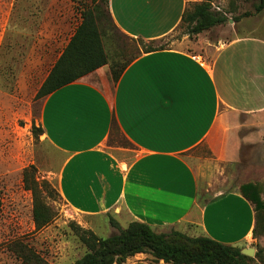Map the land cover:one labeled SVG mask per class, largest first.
I'll return each mask as SVG.
<instances>
[{
  "label": "crops",
  "instance_id": "obj_1",
  "mask_svg": "<svg viewBox=\"0 0 264 264\" xmlns=\"http://www.w3.org/2000/svg\"><path fill=\"white\" fill-rule=\"evenodd\" d=\"M185 7L186 0H109L118 29L143 41L171 33ZM201 47L142 53L112 84L103 75L95 82L100 68L63 86L44 98L40 126L62 156L57 187L70 209L125 210L158 232L174 229L256 251L254 210L240 188L256 186L264 202V160L261 178L222 193L211 163L202 159L194 167L187 154L207 144L216 160L232 158L236 138H228L227 150L220 141L229 115H264V35ZM114 123L133 155L107 150ZM259 228L264 234V218Z\"/></svg>",
  "mask_w": 264,
  "mask_h": 264
},
{
  "label": "rangeland",
  "instance_id": "obj_2",
  "mask_svg": "<svg viewBox=\"0 0 264 264\" xmlns=\"http://www.w3.org/2000/svg\"><path fill=\"white\" fill-rule=\"evenodd\" d=\"M202 1H207L213 11L222 12L227 20L191 37L180 20L171 33L151 45L197 53L206 42L264 35V11L254 12L259 0H186L185 9ZM10 2L0 1V264H75L87 249L72 224L98 237H108L116 230L106 214L121 228L133 220L125 210L118 215L109 212L86 215L66 205L59 194L56 176L62 156L44 137L40 126L44 98H38L37 92L79 24L81 10L91 3L102 10L100 23L109 39V56L117 68L142 54L149 41L128 37L118 29L109 16V0L107 3L106 0H12V5ZM245 12L251 16L241 18ZM98 71L95 82L100 83L103 75L112 84L108 65ZM229 123L230 129L221 135L220 141L224 144L223 150L226 147L227 150L228 138H236L232 158L216 160L207 144L187 154L194 167L202 159L211 163L210 173L215 175L214 183L218 180L222 193L261 178L257 166L260 158L264 160V115H229ZM244 139L246 142H242ZM106 146L118 157L123 153L133 155L132 145L114 124ZM116 148L126 151L119 152ZM218 164L219 168H215ZM30 166L34 168V180L47 183L43 201L55 213L54 219L40 229H36L32 218L31 191L23 183V172ZM262 170L264 174V164ZM250 258L253 259L250 264H264V252L261 259L255 258V253ZM123 264L166 263L155 261L149 254H137Z\"/></svg>",
  "mask_w": 264,
  "mask_h": 264
},
{
  "label": "trees",
  "instance_id": "obj_3",
  "mask_svg": "<svg viewBox=\"0 0 264 264\" xmlns=\"http://www.w3.org/2000/svg\"><path fill=\"white\" fill-rule=\"evenodd\" d=\"M262 11H264V0H259L254 6V12ZM109 16L112 19L111 15ZM249 16L251 13L245 12L241 18ZM101 17L102 10L95 3L81 10L79 24L38 89V98H45L59 88L106 65L109 66L114 83L124 68L139 56L132 58L121 68L116 67L115 61L109 56L110 51L107 50L109 39L101 26ZM226 20L227 17L222 12L213 11L207 1L185 9L181 17V22L186 26V34L190 37L201 34ZM233 21L238 22V19ZM152 42L154 41H149L141 53L166 49L163 46H152ZM33 171V166L24 170L23 183L25 188L31 191L32 218L36 229H40L54 219L55 213L43 201L42 193L47 190V183L35 181ZM240 192L254 210L255 227L252 236L256 241L255 258L261 259L264 252V234L259 225L264 218V202L254 185H242ZM106 217L116 230L108 237H98L92 231L72 224L74 232L87 249L75 264H123L128 258L137 254H149L155 261H163L166 264H250L253 260L243 255L240 247L222 244L206 236L191 237L174 229L158 232L139 221H132L126 228H121L109 214H106Z\"/></svg>",
  "mask_w": 264,
  "mask_h": 264
},
{
  "label": "water",
  "instance_id": "obj_4",
  "mask_svg": "<svg viewBox=\"0 0 264 264\" xmlns=\"http://www.w3.org/2000/svg\"><path fill=\"white\" fill-rule=\"evenodd\" d=\"M229 22H233V21L229 20ZM241 253L245 256L253 257L255 250L253 248H245V249H241Z\"/></svg>",
  "mask_w": 264,
  "mask_h": 264
}]
</instances>
